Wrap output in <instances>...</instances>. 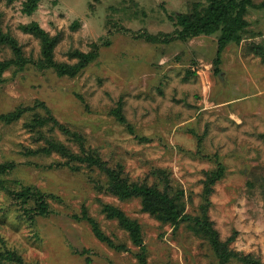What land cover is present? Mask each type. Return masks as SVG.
Wrapping results in <instances>:
<instances>
[{"label":"rangeland","instance_id":"rangeland-1","mask_svg":"<svg viewBox=\"0 0 264 264\" xmlns=\"http://www.w3.org/2000/svg\"><path fill=\"white\" fill-rule=\"evenodd\" d=\"M28 2L0 0L2 31L28 60L22 69L3 73L0 114L30 108L15 122H0V164H16L0 178L8 190L23 184L46 192L49 212L25 220L0 187L5 245L33 264H140L138 247L102 212L109 204L140 224L148 264H217L209 245L185 223L174 228L143 212L138 198L98 192L96 183L105 181L98 170L52 166L63 161L55 153L25 155L42 145L26 124L35 114L45 116V105L129 182L152 185L160 181L157 172L165 171L193 216L217 157L226 171L213 187L208 216L222 241L233 237L235 251L264 264V0H250L241 42L227 45L218 66L213 61L219 33L167 43L137 36H171L178 27L169 16L199 13L209 0H40L30 14ZM32 23L57 40V63L74 64L71 54L87 53L94 44L98 58L75 77L41 68V43L23 29ZM12 56L10 46H0V61ZM119 105L134 134L111 114ZM43 131L78 151L59 131ZM84 209L128 250L97 239L82 219Z\"/></svg>","mask_w":264,"mask_h":264},{"label":"trees","instance_id":"trees-1","mask_svg":"<svg viewBox=\"0 0 264 264\" xmlns=\"http://www.w3.org/2000/svg\"><path fill=\"white\" fill-rule=\"evenodd\" d=\"M39 1L29 0L26 4L25 12L30 14L34 11ZM209 1V5L199 13L169 16L174 25L178 27L171 36L162 34L152 36L146 32L139 33L137 36L151 43H167L173 40L184 42L201 35L210 36L219 33L213 61L214 65L218 66L221 63L222 54L227 45L231 42H241L242 32L247 25L245 14L247 7L252 6V3L250 0ZM23 29L33 33L41 43L42 56L39 60V66L43 69L54 70L58 76L75 77L98 58L99 44H94L93 50L87 53H72L71 57L77 59L74 64L57 63L53 59V49L57 40L49 36L47 32L35 23L26 25ZM3 45L11 47L13 56L10 59L0 61V81L7 69H11L12 67L22 69L28 62L23 57L16 40L2 31L0 21V46ZM43 107L46 115L40 116L35 114L26 124L28 130L33 134L35 141H42V145L35 150L27 149L25 155L36 153L51 155L55 153L63 161H58L52 166L67 167L76 172L82 167L98 170L105 176L103 183H96L95 188L98 192L105 191L118 197L120 200L138 198L143 212L149 213L159 222L168 224L174 228L178 227L181 223H185L195 235L202 238L209 245L217 259V264H262L259 259L254 258L252 255L235 251L231 247V243L234 241L233 237L222 241L208 216L209 197L214 190V185L224 177L226 171L225 166L217 157H215L216 167L205 174L204 191L201 194L202 203L199 207L200 212L198 215L193 216L185 212L183 191L173 188L165 171L157 172L160 181L152 185L147 182H129L123 177L120 169L109 166L97 152L85 148L83 135L57 121L48 107L45 105ZM27 110H30V108L18 107L9 113H2L0 114V122L5 124L15 122L22 118ZM111 114H113L116 121L125 125L128 131L134 134L133 128L128 124L122 113L121 105L112 109ZM44 129H48L50 132L59 131L78 146V151L66 146L54 136L46 135V132L43 131ZM136 139L140 142L149 141L147 138L138 136H136ZM15 167L16 164L13 162L0 164V174H6ZM119 168L121 167L119 166ZM4 183V179L0 178V187L10 193L13 200L17 203L16 207L20 212L19 216L25 220L33 222L37 217L44 216L49 212V203L47 201L49 195L46 192L36 186H26L23 184H18L19 187L17 189L8 190ZM102 212L107 219L116 221L118 227L127 233L131 243L138 247V251L136 252L138 262L140 264H148L146 246L143 243L141 226L138 221L129 217L118 207L109 204L102 206ZM82 219L89 224L97 239L106 242L116 250H128L125 244L116 243L107 236L101 229L99 222L90 216L86 209L82 211ZM0 264L33 263L26 262L15 250L9 249L0 238Z\"/></svg>","mask_w":264,"mask_h":264}]
</instances>
